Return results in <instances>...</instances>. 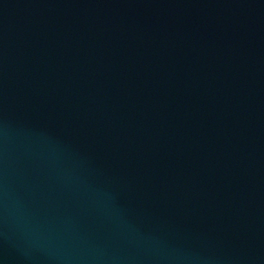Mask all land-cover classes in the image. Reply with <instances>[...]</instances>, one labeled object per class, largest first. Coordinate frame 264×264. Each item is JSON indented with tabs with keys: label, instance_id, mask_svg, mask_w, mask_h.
I'll list each match as a JSON object with an SVG mask.
<instances>
[{
	"label": "water",
	"instance_id": "95a60500",
	"mask_svg": "<svg viewBox=\"0 0 264 264\" xmlns=\"http://www.w3.org/2000/svg\"><path fill=\"white\" fill-rule=\"evenodd\" d=\"M0 264H264V0H0Z\"/></svg>",
	"mask_w": 264,
	"mask_h": 264
}]
</instances>
